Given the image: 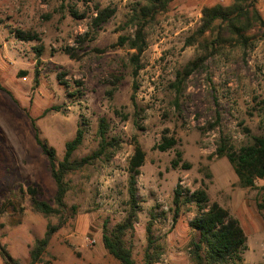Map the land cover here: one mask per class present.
Wrapping results in <instances>:
<instances>
[{
	"label": "rangeland",
	"instance_id": "obj_1",
	"mask_svg": "<svg viewBox=\"0 0 264 264\" xmlns=\"http://www.w3.org/2000/svg\"><path fill=\"white\" fill-rule=\"evenodd\" d=\"M230 3L172 0L144 30L134 84L130 58L135 51L112 46L132 35L131 9L142 0H0V85L12 95L0 91V243L12 258L29 264L34 240L42 238L47 224L59 223L57 217L36 213L26 193L33 187L53 206L55 185L34 142L33 125L60 161L65 143L79 128L84 139L73 158L94 152L104 119L107 137L117 139L119 148L109 162L66 177L69 219L53 235L43 263L119 264L102 247V228L111 229L126 217L127 161L137 142L145 153L136 180L139 209L125 236L135 264L142 263L149 222L161 253L156 264H191L187 246L195 209L182 207L173 223V192L177 186L193 192L202 185L209 202L238 221L246 238L242 264H264V209L257 208L264 183L240 188L228 162L214 156L220 137L239 148L250 136L264 134V29L249 33L252 50L225 46L202 70L175 85L177 74L201 54L197 45L186 46L201 10ZM97 7L113 8L115 14L95 32L91 19ZM256 8L264 21V0H256ZM16 30L40 37L39 58L38 44L18 41ZM165 131L176 145L159 152L154 147ZM176 153L188 170L172 167Z\"/></svg>",
	"mask_w": 264,
	"mask_h": 264
},
{
	"label": "trees",
	"instance_id": "obj_2",
	"mask_svg": "<svg viewBox=\"0 0 264 264\" xmlns=\"http://www.w3.org/2000/svg\"><path fill=\"white\" fill-rule=\"evenodd\" d=\"M143 4H137L131 9L128 21L134 31L129 37H119L112 47H126L134 50L130 58L133 64L132 78L138 75L141 65L140 55L145 50L144 30L150 22L159 14L163 13L172 0H142ZM75 16L74 12H71ZM115 14L113 8H96L91 19L92 29L97 32ZM263 30L264 21L256 8V0H231L227 6L214 5L201 10L200 24L193 35L186 41V46L197 45L200 53L194 60L188 62L182 71L177 74L176 84L182 85L191 75L202 70L205 62L214 55L220 54L223 47L238 48L242 52L253 49L254 42L249 33L254 30ZM95 34V33H93ZM90 41L94 40V36ZM15 39L23 43H37L34 48L37 58L41 56V39L36 33L16 30ZM89 41V42H90ZM81 43L84 40L80 41ZM86 42V41H85ZM65 53L73 58L70 49ZM23 74V73H22ZM36 77L38 75L35 71ZM117 80V79H116ZM36 82V81H35ZM0 91L12 99V95L0 85ZM136 85L133 86V93ZM133 99V98H132ZM107 123L100 119L96 136L98 139L97 149L90 155L81 159L73 158V154L80 148L84 139V131L78 129L75 136L64 145L63 157L57 161L55 151L39 138L38 131L33 125L34 142L45 157L49 174L55 185V193L52 198L53 206L40 200V193L33 187L27 188L32 209L44 218L57 217V225H46L41 239H35L28 251L29 264H45L43 256L50 244L53 235L66 223L69 216L66 214L64 203L69 191L66 177L73 175L83 169L92 166L95 162H109L119 148V141L107 137ZM165 131L159 144L154 147L159 152H166L175 147L176 141L173 137L166 136ZM216 159H225L233 170L237 184L242 189H254L256 182L264 183V134L250 136V141L235 148L232 144L220 137L214 153ZM145 153L137 142L133 144V152L127 161V202L126 217L108 229L104 224L102 228L101 244L104 250L119 264H135L130 248L126 245L125 236L133 229L137 219L139 202L137 198L136 180L139 170L143 166ZM173 168L181 165L185 170L189 165L182 163L180 153L175 154L171 162ZM262 190H264L262 188ZM173 215L172 222L175 223L179 213L184 206H194L195 215L190 221L193 235L188 243L187 252L191 264H242V252L245 249L246 238L238 221L220 207L217 203H210L206 189L201 188L187 192L177 186L173 192ZM3 204H0V214ZM257 208L264 209V199ZM74 210V207H72ZM154 218V216H153ZM152 222L146 227V248L143 253L141 264H156L160 258V250L152 241ZM0 260L2 264H20L10 256L5 246L0 243Z\"/></svg>",
	"mask_w": 264,
	"mask_h": 264
}]
</instances>
